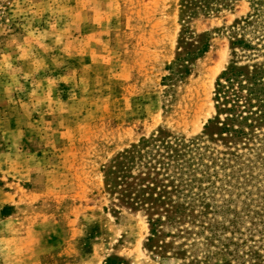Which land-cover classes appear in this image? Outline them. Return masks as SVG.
<instances>
[{
  "label": "rangeland",
  "instance_id": "obj_1",
  "mask_svg": "<svg viewBox=\"0 0 264 264\" xmlns=\"http://www.w3.org/2000/svg\"><path fill=\"white\" fill-rule=\"evenodd\" d=\"M180 2L0 0V249L16 241L20 264H264L223 262L232 234L219 228L264 204V147L214 172L208 214L196 211L190 237L175 239L185 258L149 249L146 213L105 187V166L143 137L193 138L216 113L231 27L251 2L186 23ZM187 25L210 33L188 62L178 60L194 48L181 42Z\"/></svg>",
  "mask_w": 264,
  "mask_h": 264
},
{
  "label": "trees",
  "instance_id": "obj_2",
  "mask_svg": "<svg viewBox=\"0 0 264 264\" xmlns=\"http://www.w3.org/2000/svg\"><path fill=\"white\" fill-rule=\"evenodd\" d=\"M236 1L181 0V19L186 23L187 19L214 14ZM249 1L251 12L231 27L232 57L216 79V113L205 131L193 138L160 131L143 137L105 166L106 190L125 205L146 213L150 226L147 246L162 254L173 251L185 258L184 251L176 252L173 247L175 239L190 237L193 227L186 221H194L196 211L208 214L214 172L250 164L245 155L264 147V0ZM188 41L194 48L179 61L203 56L210 47V33H192L187 25L181 42ZM262 203L235 212L228 226L219 227L230 228L232 234L223 241L233 259L223 262H264ZM166 226L176 230L166 231ZM217 235L221 236L214 230L210 239ZM170 236L173 241H167ZM242 247H247L245 252L240 251Z\"/></svg>",
  "mask_w": 264,
  "mask_h": 264
},
{
  "label": "clouds",
  "instance_id": "obj_3",
  "mask_svg": "<svg viewBox=\"0 0 264 264\" xmlns=\"http://www.w3.org/2000/svg\"><path fill=\"white\" fill-rule=\"evenodd\" d=\"M3 243L4 247L0 250L4 253L5 264H20L19 257L14 254L17 242L9 240Z\"/></svg>",
  "mask_w": 264,
  "mask_h": 264
}]
</instances>
